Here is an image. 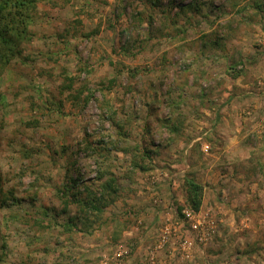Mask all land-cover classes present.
<instances>
[{"label":"rangeland","instance_id":"1","mask_svg":"<svg viewBox=\"0 0 264 264\" xmlns=\"http://www.w3.org/2000/svg\"><path fill=\"white\" fill-rule=\"evenodd\" d=\"M256 2L36 0L0 63V264H264V126L236 152H222L219 130L208 152L189 146L204 135L203 110L215 129L235 124L219 99L241 87L228 70L227 80L202 71L231 64L263 79L261 60L229 57L242 45L264 54ZM72 177L81 201L63 194ZM186 177L203 185L198 218L216 228L204 242L180 228Z\"/></svg>","mask_w":264,"mask_h":264},{"label":"crops","instance_id":"2","mask_svg":"<svg viewBox=\"0 0 264 264\" xmlns=\"http://www.w3.org/2000/svg\"><path fill=\"white\" fill-rule=\"evenodd\" d=\"M242 14L240 15V17L243 21L244 20L248 21V19H250L247 13L245 15H242ZM263 34L264 33H261L260 36ZM214 43L219 44V40L218 42H211L210 44H214ZM210 44L209 43L207 44V42L204 41L203 45L200 46V49L203 50L204 52L206 50L213 51L214 48L210 46ZM221 45L224 46L223 42H221ZM241 47L242 48H238V47L232 48V50L229 49L230 51L229 57H232V56L235 57L236 61L239 63L242 62V60H245L244 62H246L245 63L246 68L248 67L247 65L248 59L250 60L253 59L254 61L261 60L260 63L263 64L264 60L262 61V58H264V54L262 55L260 51L258 52L254 50L253 51L254 55L248 56V55H245V53H243L244 50H248V48L244 47L243 45ZM257 64H259V62H257ZM201 68L202 67H200V69ZM206 68L208 69V67ZM227 68L228 67H225L224 70L218 69L213 73H212L213 70H210V69L204 70L202 68L201 70H204V71H202L201 77H211V76L217 75V78H221L223 76L224 80L230 79L231 76L227 74ZM245 71L246 72H242L236 78H234L233 81H229V80L227 81V82H232L237 86H240L241 89L237 87L235 89V91H237L235 94V93H232V90H231L232 86L226 85L227 89L226 87H224V91L222 92V95H220L222 99L221 98L219 99L220 101L222 100L224 101V103L222 104L223 108L221 109V111H219V113H221V116L219 117L224 118L225 120L227 119L232 120L234 118V121H233L235 122L234 125H229L228 123H225V121L221 123L220 121L221 124H218L219 128L215 129L214 128L215 126L212 123L214 121L213 119L216 118L215 117L216 114L214 112H211L212 110L210 111L207 109L203 110V112L205 113L204 118L206 117L204 121H202V124H203L202 126L205 128L203 129L204 141H207V138L211 139L213 136L216 137L215 132L216 130H219L220 135H218V137H222V139L218 137L217 138H218V142H220L219 147L223 149L222 151L223 153L224 152H228V153L236 152L241 146L248 145L246 144L247 140L244 139L245 138L244 136L248 134H254L255 130H258L257 132H259L261 126H264V75H262L263 79H260L261 77L260 78L257 77L258 73H254V71L250 72L249 69H245ZM247 72L250 73L248 77L246 76ZM252 73H254L253 74L254 78L252 76ZM193 76L195 75L193 74ZM248 107H251V108H248ZM180 111L179 110L176 111L175 114H177ZM249 120H252V122L257 120L258 122H256L254 125L253 124L250 125V123H247ZM246 124L248 126H246ZM230 132L234 133L236 138H233V136L231 137ZM198 137L199 135H197L193 140H191V143L189 144L190 147L196 144V142H198L200 145L202 144V141H199ZM229 137H230V140H229ZM154 150L157 151L156 149Z\"/></svg>","mask_w":264,"mask_h":264},{"label":"trees","instance_id":"3","mask_svg":"<svg viewBox=\"0 0 264 264\" xmlns=\"http://www.w3.org/2000/svg\"><path fill=\"white\" fill-rule=\"evenodd\" d=\"M255 6L258 7L261 12H264V3L256 2ZM35 7L36 0H0V63L10 62V58H8L7 56L12 55V53L10 51L7 52V50L12 51L18 40H21L25 37V34L27 32V24L32 17ZM242 66H244V64H242ZM235 68L236 65H232L231 67L229 65L227 68L229 74H231L233 78H236L243 72L242 69L236 70ZM146 151L150 152L149 149H146ZM134 166H138V163L135 162ZM141 167L143 169L147 168L145 165H141ZM102 175L103 173L99 175L100 179H102ZM72 178L73 185L66 186V191H64L65 193L63 194L71 198V200L73 201H81L82 197H80V195H82V192L78 189L76 191H73L75 185L79 183L80 177ZM111 182L114 181L111 180L102 183L104 191L111 185ZM184 185L186 188V207L195 212L199 211L203 203V185L199 183L194 177H186ZM115 188L114 190H116ZM104 191H101L99 197H95L92 201L93 207L97 210H101L100 207L106 204L104 202ZM101 201H103L104 203L99 205ZM182 210L183 207H179V211Z\"/></svg>","mask_w":264,"mask_h":264},{"label":"built area","instance_id":"4","mask_svg":"<svg viewBox=\"0 0 264 264\" xmlns=\"http://www.w3.org/2000/svg\"><path fill=\"white\" fill-rule=\"evenodd\" d=\"M198 140L202 141L203 150L205 152H208L210 150V144L207 141H204L203 136H199ZM197 212L192 211L189 208H186L183 211V213L185 214V219L184 221H182V226L180 225V228H183L184 225L186 226V224H189L191 231L195 234V238L199 242H204L211 238V236L215 233L216 228L214 227L213 224L212 225L210 224V220L207 219L208 215H205L202 218H198L200 214ZM171 226H172L171 224L163 225L164 229H163V234L161 235L160 244H164L168 240L171 234V228L173 227ZM180 244L184 250H189L193 245V240L188 238V236L183 237L180 240ZM188 254H187V258L189 257Z\"/></svg>","mask_w":264,"mask_h":264}]
</instances>
